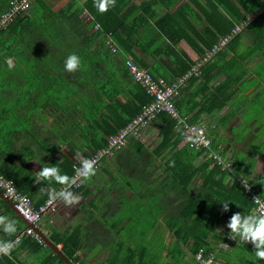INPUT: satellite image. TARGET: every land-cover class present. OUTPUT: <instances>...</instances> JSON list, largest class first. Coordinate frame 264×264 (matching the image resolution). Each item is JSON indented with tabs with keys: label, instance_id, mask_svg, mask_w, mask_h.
<instances>
[{
	"label": "trees",
	"instance_id": "obj_1",
	"mask_svg": "<svg viewBox=\"0 0 264 264\" xmlns=\"http://www.w3.org/2000/svg\"><path fill=\"white\" fill-rule=\"evenodd\" d=\"M10 1L0 0V16L9 8ZM180 1L145 0L137 6L133 0H117L114 8L101 14L94 0H36L29 11L16 15L6 27H0V145L13 135L23 134L24 129L36 147L24 145L26 155H22V160L26 162L35 156L46 166L55 165L69 176L74 175L80 160L105 147L110 135L126 127L153 100L129 73L126 57L130 55L131 45L121 36L122 31L135 36L142 51L168 56L176 67V77L195 63L178 53L180 43L195 44L199 58L205 54L200 44L192 42L189 30L211 50L219 38L230 35L240 25L239 31L231 34L213 59L245 31L252 33L254 48L264 51V0L199 1L198 12L188 2H182L172 10ZM158 3L167 7L161 14L153 9ZM86 13L91 15L90 19ZM193 21L202 22V34L197 33ZM109 34L120 37L126 48L120 46L121 50L114 53L106 43ZM160 42H165L164 46L158 45ZM73 53L81 57L82 67L76 72H67L64 63ZM174 53L180 61L171 58ZM8 58L14 60L11 69L6 63ZM245 73L246 70L239 78ZM152 124L159 128V143L154 151L144 147L140 138L131 137L127 143L140 149L124 151L123 146L114 154L120 151V158L148 165L131 167L132 177L146 198L158 196L159 216L145 215L144 218L152 220L153 225L161 219L162 240L168 229L174 241L168 247H161L156 255L161 264H194V255L202 248L213 251L217 259L218 242L225 240L231 231L226 227L230 217L236 212L250 214L253 202L209 149H194L185 144L182 151L173 154L183 138L176 120L168 113H160ZM214 142L213 151L220 152ZM64 144L69 146L68 154L61 147ZM200 156L203 160L196 163ZM158 157L165 160L164 170L153 181L148 169ZM27 178L28 175L20 177L16 184L33 198ZM48 184L54 188L59 186L54 181ZM260 193L263 196L262 188ZM224 202H230V211H223ZM54 240L56 244L62 240V252L77 261L79 243L75 237ZM28 242L35 252L51 249L46 242L24 235L22 246ZM147 255L151 253L146 252L141 262L147 261ZM51 259L54 264H70L59 253ZM0 264L18 263L11 256H0Z\"/></svg>",
	"mask_w": 264,
	"mask_h": 264
},
{
	"label": "crops",
	"instance_id": "obj_2",
	"mask_svg": "<svg viewBox=\"0 0 264 264\" xmlns=\"http://www.w3.org/2000/svg\"><path fill=\"white\" fill-rule=\"evenodd\" d=\"M143 1L145 0H133L137 6ZM199 1L207 3L206 0H181L172 10L182 2H188L190 7L198 12ZM153 9L157 14H161L167 7L158 3ZM85 16L87 19L91 17L89 13ZM193 23L197 33L202 34V22ZM189 32L192 42H197L205 53L208 52L198 35L190 30ZM113 35V38L126 48L120 37ZM121 36L131 45L128 52L136 63L168 79L176 77V67L168 56H153L152 53L142 51L137 46L138 39L126 31H122ZM164 43L160 42L158 45L164 46ZM177 51L184 59L187 57L195 62L192 67L200 59L197 55L199 49L195 44L188 46L180 43ZM171 58L179 60L175 53ZM208 60L201 67V75L191 77L183 88L178 100L179 110L193 122L208 124L211 134L215 137L216 150L224 152L233 164L235 162V166L239 165L238 170L262 188L264 196V150L260 148V144H264V138L260 137L264 136V51L254 48L252 33L245 31L240 34L238 40L233 39L221 50L216 59ZM245 70L244 77L239 78ZM229 94L232 95L228 97ZM158 131V126L151 124L142 133L140 139L143 146L150 151H154L158 146ZM21 132L23 134L13 135L8 141L1 143L0 165L15 181L28 175L26 184L33 191L35 203H41L53 186L48 184V181L35 183V173L40 171L43 165L46 166V163H42L35 156L26 162L22 160V155H26L24 147L28 145L29 148H34L36 145L27 131L22 129ZM133 146L127 143L123 150L140 149ZM61 147L68 154L69 146L64 144ZM184 147V141L180 142L173 154L182 151ZM121 155L122 152L119 151L111 158H104L97 167L95 177L84 181L79 189L72 188V191L82 198L78 205L66 206L57 201L55 210L47 212L43 220L35 225L36 231L39 229L51 242L49 244L45 241L51 249L35 252L32 251L30 242L22 246L21 240L13 250L15 255L13 251L10 255L12 259L18 264H54L51 258L55 253H59L73 264H161L160 257L156 254L161 247H168L174 242L172 233L165 228L167 231L165 239L162 240L161 230L164 228L161 227V219L153 225L152 220L144 218L145 215L159 216L158 196L153 194L146 198L142 187L132 177L131 167L146 168L148 165L140 163L141 161L133 164L131 160L120 158ZM202 160L203 157L200 156L195 161L200 163ZM164 164L165 160L158 157L149 167L151 180L159 178ZM0 215L17 221L18 234L29 225L13 204L5 199L2 191ZM148 229L152 230L151 233L141 234ZM17 233L12 238L0 231V238L14 240ZM68 236L75 237L79 243L76 249L77 261L69 259L62 252V240L58 244L54 240ZM254 251L251 243L236 241L230 248L219 250L217 259L211 264H264V260L255 257ZM146 252L151 255L146 256V262H141ZM168 262L170 263L171 259H168Z\"/></svg>",
	"mask_w": 264,
	"mask_h": 264
},
{
	"label": "built area",
	"instance_id": "obj_3",
	"mask_svg": "<svg viewBox=\"0 0 264 264\" xmlns=\"http://www.w3.org/2000/svg\"><path fill=\"white\" fill-rule=\"evenodd\" d=\"M35 1L36 0H11L9 8L0 16V27H6L16 15L29 11ZM262 8H264V3ZM239 29L240 25H237L232 29L231 34L237 33ZM231 34L219 38L217 44H215L211 50L206 52L192 68L174 79H168L165 76L153 74L149 68L138 65L133 57L127 55L126 66L129 73L134 81L139 83L145 91L153 97V100L145 105L143 110L126 127L118 130L116 134L110 135L105 147L99 148L86 158L96 159L98 167L104 158L113 157L115 150L121 149L125 146L131 137L141 138L144 129L150 126L160 113L166 112L176 120L180 136L183 138L185 144L194 149H209L213 158L221 164V167L227 169L232 176L238 180L243 187L244 193L247 194L253 202V208L250 214L264 211V208H261V205L264 204V197L260 193V188L243 172L238 170L225 153L223 154V152L213 151L212 144L215 137L211 134L208 124L204 122H191L187 116L181 114L178 107V100L180 99L183 88L187 85L188 80L193 76L201 75L202 65L208 59L212 58L219 49H222L227 44L232 36ZM106 43L114 53L121 50L119 44L115 43L111 34H109ZM193 141H196V143H193ZM205 141L207 143H205ZM79 166L80 164L78 167ZM243 182L249 184L248 189L243 186ZM83 184L84 181L78 182L73 188L79 189ZM60 187V185L57 188L51 187L49 192L53 189L59 190ZM0 190L7 199L14 203L17 211L29 223V225L19 233L14 240L20 242L24 235H30L39 242L44 243L45 240L40 233L36 231L35 225L43 220L44 215L47 212L55 210L57 201L50 203L48 196L42 203L36 204L32 196L20 190L16 181L5 174L1 165ZM257 197L259 203L257 202ZM229 234L230 232H228L225 240L218 242L217 249H228L234 242L238 241V238L237 240H234ZM213 261H215V253L213 251L206 252L202 248L194 255L193 259L194 264H211Z\"/></svg>",
	"mask_w": 264,
	"mask_h": 264
},
{
	"label": "clouds",
	"instance_id": "obj_4",
	"mask_svg": "<svg viewBox=\"0 0 264 264\" xmlns=\"http://www.w3.org/2000/svg\"><path fill=\"white\" fill-rule=\"evenodd\" d=\"M117 0H94V6L101 14L108 12L116 6ZM9 69L14 67L13 60L8 58L6 61ZM82 67V60L77 54L69 55L64 63L67 72H76ZM202 139V138H198ZM196 143V141H193ZM205 143H207L205 141ZM80 166L75 169V175L69 176L62 174L59 167L42 166V169L35 173V183L41 184L42 181L55 182L61 187L59 190L53 189L48 193L49 202L60 201L66 206H75L81 202V196L72 191V188L82 181L91 180L97 175V160L82 159ZM174 165V162H172ZM243 186L248 189L249 184L243 182ZM259 203L258 197L256 198ZM230 202H224L223 211H230ZM19 207V205H18ZM264 208V204L261 205ZM226 227L230 229V237L234 240L239 238V242L251 243L255 249L254 255L258 260H264V211L254 214H242L240 212L233 213ZM0 231L11 237L18 231L17 221L9 216L0 215ZM18 241L5 240L0 238V256H10L12 251L17 247Z\"/></svg>",
	"mask_w": 264,
	"mask_h": 264
},
{
	"label": "water",
	"instance_id": "obj_5",
	"mask_svg": "<svg viewBox=\"0 0 264 264\" xmlns=\"http://www.w3.org/2000/svg\"><path fill=\"white\" fill-rule=\"evenodd\" d=\"M1 191V190H0ZM5 197V196H4ZM5 199H7L6 197H5ZM7 201H9V202H11L9 199H7ZM12 204H13V206L15 207V205H14V203L13 202H11ZM39 233H40V235L45 239V241L47 242V243H51L43 234H42V232L38 229L37 230ZM68 262L70 263V264H73L71 261H69L68 260Z\"/></svg>",
	"mask_w": 264,
	"mask_h": 264
},
{
	"label": "rangeland",
	"instance_id": "obj_6",
	"mask_svg": "<svg viewBox=\"0 0 264 264\" xmlns=\"http://www.w3.org/2000/svg\"><path fill=\"white\" fill-rule=\"evenodd\" d=\"M51 2H55V1H57V0H50ZM109 36V35H108ZM111 36H112V38L114 37V35L113 34H111ZM108 38V37H107ZM113 40H115L114 38H113ZM115 43H117V44H119L116 40H115ZM119 46H121V48H122V45H120L119 44ZM260 137H263L264 138V136H260ZM261 146V147H260ZM260 148L262 149V150H264V144H260Z\"/></svg>",
	"mask_w": 264,
	"mask_h": 264
}]
</instances>
